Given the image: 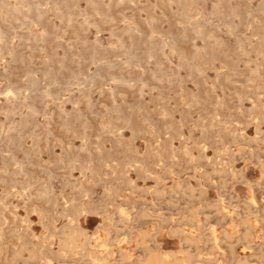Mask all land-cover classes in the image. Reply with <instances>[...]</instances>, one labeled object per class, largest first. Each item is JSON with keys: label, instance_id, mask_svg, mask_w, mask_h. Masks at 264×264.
<instances>
[{"label": "rangeland", "instance_id": "obj_1", "mask_svg": "<svg viewBox=\"0 0 264 264\" xmlns=\"http://www.w3.org/2000/svg\"><path fill=\"white\" fill-rule=\"evenodd\" d=\"M20 1L0 3V264H264V0Z\"/></svg>", "mask_w": 264, "mask_h": 264}, {"label": "bare ground", "instance_id": "obj_2", "mask_svg": "<svg viewBox=\"0 0 264 264\" xmlns=\"http://www.w3.org/2000/svg\"><path fill=\"white\" fill-rule=\"evenodd\" d=\"M2 1H3V0H2ZM22 1H23V0H22ZM22 1H20V2H22ZM32 1H33V0H31V2H32ZM117 1H118V0H117ZM125 1H126V0H125ZM137 1H138V0H137ZM181 1H182V2H185V1H183V0H181ZM188 1H189V0H188ZM7 2H8V1H7ZM7 2H6V4H7ZM23 2H24V1H23ZM25 2H26V1H25ZM29 2H30V1H29ZM37 2H38V1H37ZM91 2H92V0H91ZM122 2H123V1H122ZM133 2H134V0H133ZM0 3H1V0H0ZM96 3H98V2H96ZM96 3H95V5H96ZM14 4H15V3H14ZM14 4H13V5H14ZM21 4H22V3H21ZM28 4H30V3H28ZM28 4H27V5H28ZM34 4H35V3H34ZM34 4H33V2H32V5H34ZM57 4H58V3H57ZM118 4L120 5V3H118ZM118 4H117V5H118ZM184 4H185V3H184ZM4 5H5V4H4ZM4 5L2 4V6H4ZM15 5H16V4H15ZM27 5H26V6H27ZM35 6H36V5H35ZM17 7H18V6H17ZM20 7H21V6H19V8H20ZM31 7H32V6H31ZM37 7L40 8V6H37ZM41 7H42V6H41ZM96 7H97V6H96ZM98 7H99V6H98ZM13 8L16 9V10L19 9V8H15L14 6H13ZM25 8H27V7H25ZM29 8H30V7H28V9H29ZM20 9H22V8H20ZM50 9H51V8H50ZM95 9H96V8H95ZM98 9H99V8H98ZM219 9H220V8H219ZM96 10H97V9H96ZM96 10H95V11H96ZM185 10H186V9H185ZM185 10H184V11H185ZM233 10H234V9H233ZM20 11H21V10H20ZM102 11H103V10H102ZM188 11H189V10H188ZM103 12H105V11H103ZM107 12H108V11H107ZM185 12H186V11H185ZM189 13H191V12H189ZM238 13H239V12H238ZM63 14H64V11H63ZM64 15H65V14H64ZM84 15H85V14H84ZM86 15H87V13H86ZM86 15H85V16H86ZM88 15H89V14H88ZM108 15H109V14H108ZM125 15H126V14H125ZM125 15H124V16H125ZM189 15H190V14H189ZM15 16H16V15H15ZM40 16H41V15H40ZM68 16H69V15H68ZM89 16H90V15H89ZM154 16H155V15H154ZM193 16H194V15H193ZM69 17H70V16H69ZM72 17H73V16H71V20H73ZM92 17H94V16H92ZM102 17H103V16H102ZM105 17H106V16H105ZM115 17H116V16H115ZM131 17H132V16H131ZM151 17H152V16H151ZM109 18H110V17H109ZM157 18H158V17H157ZM191 18H192V17H191ZM88 19H89V18H88ZM88 19H87V20H88ZM92 19H93V18H92ZM94 19H95V18H94ZM107 19H108V18H107ZM154 19H155V18H154ZM192 19H193V18H192ZM203 19H204V18H203ZM68 20H69V19H68ZM95 20H96V19H95ZM123 20H124V19H123ZM148 20H149V18H148ZM93 21H94V20H93ZM93 21H91V22H93ZM194 21H195V20H194ZM71 22H72V21H71ZM88 22H89V21H88ZM95 22H96V21H95ZM136 22H137V20H136ZM149 22H150V21H149ZM182 22H183V21H182ZM196 22H197V20H196ZM198 22H199V21H198ZM96 23L98 24V22H96ZM150 23H151V22H150ZM155 23H156V22H155ZM191 23H192V22H191ZM24 24H25V23H24ZM88 24H89V23H88ZM93 24H94V23H93ZM136 24H137V23H136ZM136 24H135V25H136ZM192 24H193V23H192ZM197 24H198V23H197ZM229 24L232 25V23H229ZM94 25H95V24H94ZM200 25H201V24H200ZM0 26H1V25H0ZM95 26H96V25H95ZM97 26H98V25H97ZM124 26H125V25H124ZM124 26H123V27H124ZM126 26H128V25H126ZM133 26H134V24H133ZM192 26L195 27V25H192ZM201 26H202V25H201ZM224 26H225V25H224ZM232 26H233V25H232ZM59 27H60V26H59ZM128 27H129V26H128ZM128 27H127V28H128ZM135 27H137V25H136ZM129 28H130V27H129ZM140 28H141V27H140ZM197 28H198V27H197ZM204 28H205V27H204ZM204 28H203V29H204ZM151 29H152V28H151ZM198 29H199V28H198ZM201 29H202V28H201ZM230 29H231V28H230ZM232 29H233V28H232ZM46 30H47V29H46ZM199 30H200V29H199ZM207 30H208V29H207ZM99 31H100V30H99ZM200 31H201V30H200ZM208 31H209V30H208ZM229 31H231V30H229ZM48 32H49V31H48ZM111 32H113V31H111ZM212 32H213V31L211 30V33H212ZM115 33L117 34L118 32H116V30H115ZM133 33H134V32H133ZM133 33H132V34H133ZM138 33H139V32H138ZM150 33H151V32H150ZM163 33H164V32H163ZM199 33H200V32H199ZM203 33H204V31H203ZM207 33H208V32H207ZM5 34H6V33H5ZM45 34H46V33H45ZM116 34H115V35H116ZM123 34H124V33H123ZM164 34H165V33H164ZM164 34H161V35H164ZM208 34H209V33H208ZM208 34H207V35H208ZM212 34H213V33H212ZM37 35H38V34H36V36H37ZM112 35H114V33H112ZM150 35H152V34H150ZM199 35H202V34L200 33ZM5 36H6V35H4V37H5ZM40 36H41V34H39V36H37V37H40ZM45 36H46V35H45ZM45 36H42V37H45ZM117 36H119V35H117ZM156 36H157V35H156ZM204 36H206V35L204 34L203 37H204ZM10 37H12V35H11ZM114 37H115V36H114ZM130 37H131V36H130ZM153 37H155V36H153ZM153 37H152V39H153ZM162 37H164V36H162ZM218 37H219V35H218ZM0 38H1V37H0ZM6 38H7V36H6ZM6 38H5V39H6ZM34 38H36V37H35V34H34ZM210 38H211V37H210ZM40 39H41V38H40ZM43 39H44V38H43ZM135 39H136V38H135ZM8 40H9V39H8ZM8 40H6V41L8 42ZM123 40H124V37H123ZM2 41H3V39H2ZM9 41H10V40H9ZM38 41H40L39 38H38ZM38 41H37V42H38ZM42 41H43V40H42ZM134 41H136V40H134ZM137 42H138V39H137ZM169 42H170V40H169ZM175 42L177 43L176 40H175ZM118 43H119V42H118ZM138 43H139V42H138ZM164 43H165V41H164ZM166 43H168V41H166ZM166 43H165V44H166ZM215 43H216V42H215ZM4 44H5V42H4ZM168 44H169V43H168ZM216 44H217V43H216ZM119 45H121V44H119ZM126 45H127V44H126ZM128 45H129V44H128ZM156 45H157V43H156ZM243 45H244V44H243ZM243 45H242V46H243ZM117 46H118V45H117ZM203 46H204V45H203ZM119 47H120V46H119ZM137 47H138V46H137ZM115 48H116V47H115ZM154 48H156V47H154ZM154 48H153V49H154ZM242 48L244 49V47H242ZM242 48H241V49H242ZM3 49H4V48H3ZM117 49H118V48H117ZM131 49H132V48H131ZM197 49H198V48H197ZM239 49H240V48H239ZM243 49H242L241 51H243ZM118 50H119V49H118ZM128 50H129V48L127 49L126 53L128 52ZM149 50H150V49H149ZM154 50H155V49H154ZM154 50H153V51H154ZM132 51H138V50L136 49V50H132ZM151 51H152V48H151ZM198 51H199V50H198ZM156 52H157V51H156ZM181 52H182V51H181ZM196 52H197V51H196ZM207 52H208V51H207ZM257 52H258V51H257ZM259 52H260V51H259ZM124 53H125V52H124ZM150 53H151V52H150ZM153 53H154V52H153ZM243 53H244V52H243ZM245 53H246V51H245ZM95 54H96V53H95ZM127 54H128V53H127ZM136 54H138V53H136ZM154 54H155V53H154ZM247 54H248V53H247ZM155 55H156V54H155ZM155 55H153V56L155 57ZM195 55H196V53H195ZM200 55H202V54H200ZM48 56H49V58H50V55H48ZM48 56H47V57H48ZM128 56H129V55H128ZM133 56H134V55H133ZM186 56H187V54H186ZM186 56H185V57H186ZM129 57H130V56H129ZM129 57H128V58H129ZM134 57H135V56H134ZM138 57H139V56H138ZM140 57H142V56H140ZM154 57H153V58H154ZM187 57H188V56H187ZM200 57H201V56H200ZM93 58H94V57H93ZM193 58H195V57L193 56ZM50 59H51V58H50ZM139 59H140V58H139ZM142 59H145V58H142ZM187 59H188V58H187ZM195 59H196V58H195ZM63 60H64V59H63ZM102 60H103V59H102ZM131 60H132V59L130 58L129 61H131ZM135 60H136V59H135ZM145 60H146V59H145ZM150 60H152V59H150ZM196 60H197V59H196ZM64 61H65V60H64ZM99 61H100V59H99ZM111 61H112V60H111ZM120 61H121V60H120ZM120 61H119V62H120ZM133 61H134V60H133ZM136 61L138 62V60H136ZM148 61H149V60H148ZM187 61H188V60H187ZM189 61H190V60H189ZM189 61H188V62H189ZM192 61H193V60H192ZM51 62H53V59H52ZM102 62H103V61H102ZM112 62H113V61H112ZM114 62H115V61H114ZM116 62H117V61H116ZM125 62H126V61H125ZM143 62H144V61H142V63H143ZM146 62H147V60H146ZM146 62H145V64H147ZM149 62H150V61H149ZM193 62H194V61H193ZM62 63H63V61H62ZM105 63H108V62L105 61ZM138 63H140V60H139ZM138 63H137V65H138ZM142 63H141V64H142ZM150 63H151V62H150ZM190 63H192V62L190 61ZM194 63L196 64V61H195ZM197 63H198V62H197ZM102 64H103V63H102ZM116 64H117V63H116ZM130 64H131V63H130ZM143 64H144V63H143ZM198 64H199V63H198ZM202 64H203V63H202ZM109 65H110V64H109ZM114 65H115V64H114ZM191 65H192V64H191ZM193 65H194V64H193ZM203 65H204V64H203ZM225 65H227V64H225ZM258 65H259V64H258ZM261 65H262V64H261ZM60 66H61V65H60ZM65 66H66V65H65ZM97 66H98V65H97ZM115 66H116V65H115ZM130 66H133V65H130ZM144 66H145V65H144ZM144 66H143V68H144ZM198 66H199V65H198ZM256 66H257V63H256ZM259 66H260V65H259ZM102 67H103V65H102ZM111 67H112V66H111ZM140 67H141V66H140ZM145 67H146V66H145ZM200 67H201V65H200ZM125 68H126V67H125ZM137 68H138V67H137ZM141 68H142V67H141ZM157 68H158V67H157ZM196 68H197V66H196ZM254 68H255V67H254ZM99 69H101V67L98 68V70H99ZM161 69H162V68H161ZM161 69H160V70H161ZM197 69H198V68H197ZM255 69H256V68H255ZM255 69H254V70H255ZM258 69H259V68H257V70H258ZM162 70H163V69H162ZM162 70H161V71H162ZM165 70H166V69H165ZM199 70H200V69H199ZM201 70H202V68H201ZM257 70H256V71H257ZM35 71H36V70H35ZM77 71H78V70H77ZM77 71H76V73H78ZM96 71H97V70H96ZM154 71H155V70H154ZM222 71H223V70H222ZM222 71H221V72H222ZM36 72H37V71H36ZM36 72H32V74H33V73H36ZM88 72H89V71H88ZM99 72H100V71H99ZM166 72H168V71H166ZM221 72H220V73H221ZM224 72H225V71H224ZM224 72H222V73H224ZM157 73L159 74V72H157ZM161 73H162V72H161ZM200 73H201V72H200ZM103 74H104V73H103ZM256 74H257V73H256ZM51 75H52V74H51ZM54 75L56 76V74H54ZM80 75H81V74H80ZM80 75H79V76H80ZM101 75H102V73H101ZM117 75H118V74H117ZM153 75H155V74H153ZM156 75H157V74H156ZM156 75H155V77H157ZM161 75H162V74H161ZM218 75H219V73H218ZM258 75H259V74H258ZM260 75H261V74H260ZM31 76H32V75H31ZM31 76H30V77H31ZM72 76H73V75H72ZM72 76H71V77H72ZM79 76H77V77H79ZM113 76H114V75H113ZM119 76H120V74H119ZM164 76H165V75H164ZM219 76H220V75H219ZM36 77H37V76H36ZM115 77H116V75H115ZM120 77H121V76H120ZM122 77H123V76H122ZM122 77H121V78H122ZM155 77H154V78H155ZM56 78H59V77H56ZM73 78H74V77H73ZM105 78H107V77H105ZM116 78H117V77H116ZM118 78H119V77H118ZM31 79H32V77H31ZM31 79H30V80H31ZM86 79L88 80V78H86ZM133 79H134V78H133ZM36 80H37V79H36ZM113 80H114V79H113ZM119 80H120V78H119ZM123 80H124V78H123ZM141 80H142V79H141ZM156 80H157V79H156ZM159 80H160V79H159ZM159 80H158V81H159ZM204 80H205V79H204ZM39 81H40V80H39ZM55 81H56V80H54V83H55ZM70 81H71V80H70ZM104 81L106 82V79H105ZM114 81H115V80H114ZM133 81H134V80H133ZM135 81H136V80H135ZM179 81H180V80H179ZM29 82H30V81H29ZM89 82H90V81H89ZM96 82H98V81H96ZM119 82H120V81H119ZM137 82H138V81H137ZM141 82H144V81H141ZM36 83H37V81H36ZM36 83H35V84H36ZM72 83H73V82H72ZM106 83H107V82H106ZM115 83H116V82H115ZM121 83H122V82H121ZM131 83H132V82H131ZM131 83H130V84H131ZM28 84H29V83H28ZM52 84H53V82H52ZM57 84H58V83H57ZM64 84H65V82H64ZM81 84H83V83H81ZM90 84H91V83H90ZM90 84H89V85H90ZM98 84H99V83H98ZM117 84H118V83H117ZM117 84H116L115 86H117ZM126 84H127V83H126ZM128 84H129V83H128ZM146 84H148V82H147ZM150 84H151V83H150ZM150 84H149V85H150ZM54 85H55V84H54ZM77 85L79 86V84H77ZM86 85H87V84H86ZM86 85H85V86H86ZM89 85H88V86H89ZM131 85H133V84H131ZM154 85H156V84H154ZM29 86H30V85H29ZM33 86H35V85H33ZM36 86H37V85H36ZM39 86H40V85H39ZM64 86H65V85H64ZM99 86H100V85H99ZM151 86H153V85H151ZM15 87H16V86H15ZM18 87H20V86H18ZM80 87H81V85H80ZM80 87H78V88H80ZM37 88H38V87H37ZM40 88H41V87H40ZM69 88L71 89V86H70ZM84 88H85V87H84ZM84 88H83V89H84ZM86 88H88V87H86ZM93 88H94V87H93ZM93 88H92V89H93ZM151 88H152V87H151ZM0 89H2V88H0ZM13 89H14V88H13ZM18 89H19V88H18ZM21 89H22V87H21ZM31 89H32V88H31ZM35 89H36V87H35ZM70 89H69V90H70ZM104 89H105V88H104ZM5 90H6V89H5ZM105 90H106V89H105ZM18 91H19V90H18ZM20 91H21V90H20ZM5 92H6V91H5ZM65 92H66V91H65ZM83 92H84V90H83ZM122 92H123V91H122ZM15 93H16V92H15ZM62 93H63V92H62ZM103 93H104V92H103ZM105 93H106V92H105ZM177 93H178V92H177ZM11 94H12V93H11ZM18 94H19V93H18ZM55 94H56V93H55ZM86 94H87V93H86ZM89 94H90V93H89ZM241 94H242V93H241ZM241 94H240V95H241ZM48 95H49V94H48ZM70 95H71V94H70ZM81 95H82V93H81ZM12 96H13V95H12ZM57 96H58V95H57ZM57 96H56V97H57ZM87 96H89V95H87ZM242 96H243V95H242ZM242 96H241V97H242ZM8 97H9V95H8ZM10 97H11V96H10ZM20 97H21V95H20ZM49 97H50V96H49ZM59 97H60V96H59ZM72 97H73V96H72ZM72 97H71V98H72ZM200 97H201V96H200ZM200 97H199V98H200ZM241 97H239V98H241ZM243 97H244V96H243ZM245 97H248V96H245ZM68 98H70V96H69ZM77 98H78V97H77ZM7 99H8V98H7ZM61 99H62V98H61ZM63 99H64V96H63ZM65 99H66V98H65ZM85 99H86V98H85ZM257 99H258V98H257ZM9 100H10V99H9ZM35 100H36V99H35ZM76 100H77V99H76ZM78 100L81 101L80 98H78ZM86 100H87V99H86ZM197 100H198V99H197ZM27 101H28V103H29V100H27ZM27 101H26V102H27ZM64 101H65V100H64ZM71 101H72V99H71ZM257 101L259 102V106H260V105H261V104H260L261 101L256 100V105H257ZM17 102H18V101H17ZM61 102H62V101H61ZM77 102H78V101H77ZM197 102H198V101H197ZM15 103H16V102H15ZM57 103H58V102H57ZM73 103H74V101H73ZM192 103H193V102H192ZM74 104H75V103H74ZM173 105H174V104H173ZM190 105H191V104H190ZM13 106H15V105H13ZM29 106H30V105H29ZM64 106H65V105H64ZM91 106H92V105H91ZM241 106H242V105H241ZM257 106H258V105H257ZM259 106H258V107H259ZM263 106H264V105H262L261 107H263ZM116 107H117V106H116ZM213 107H214V106H213ZM9 108H10V107H9ZM25 108H26V107H25ZM39 108H40V107H39ZM78 108H79V107H78ZM111 108H112V107H111ZM162 108H163V107H162ZM165 108H167V106H165ZM259 108H260V107H259ZM12 109H13V108H12ZM27 109H28V108H27ZM79 109H80V108H79ZM211 109H212V108H211ZM20 110H21V109H20ZM33 110H34V109H33ZM28 111H29V110H28ZM40 111H41V110H40ZM40 111H39V112H40ZM76 111H77V110H76ZM78 111H79V110H78ZM81 111H82V110H81ZM163 111H164V110H163ZM165 111H166V110H165ZM214 112H215V111H214ZM28 113H29V112H28ZM36 113H37V112H36ZM71 113H73V112H71ZM254 113H255V112H254ZM257 113H260V110H259V112H257ZM257 113H256V115H257ZM32 114H33V113H32ZM73 114H74V113H73ZM77 114H78V113H77ZM80 114H81V113H80ZM185 114H186V113H185ZM211 114H212V113H211ZM250 114H251V113H250ZM252 114H253V113H252ZM35 115H36V114H35ZM121 115H122V114H121ZM170 115H171V114H170ZM212 115H213V114H212ZM129 116H130V115H129ZM184 116H185V115H184ZM220 116H221V115H220ZM250 116H251V115H250ZM258 116H259V115H258ZM68 117H69V116H68ZM75 117H76V116H75ZM214 117H215V116H214ZM216 117H217V116H216ZM216 117H215V118H216ZM261 117H263V116H261ZM48 118H49V117H48ZM72 118H73V117H72ZM210 118H212V117H210ZM247 118H248V117H247ZM253 118H254V117H253ZM255 118H256V117H255ZM255 118H254V119H255ZM217 119H218V118H217ZM224 119H225V118H224ZM228 119H229V118H228ZM234 119H235V118H234ZM256 119H257V118H256ZM72 120H73V119H72ZM246 120H247V119H246ZM260 120H261V118H260ZM12 121H13V120H12ZM14 121H15V119H14ZM14 121H13V122H14ZM77 121H78V120H77ZM228 121H229V120H228ZM238 121H239V120H238ZM15 122H16V121H15ZM66 122H67V121H66ZM74 122H75V121H74ZM122 122H123V120H122ZM236 122H237V120H236ZM248 122H249V120H248ZM248 122H247V123H248ZM252 122H253V121H252ZM30 123H32V122L30 121ZM227 123H228V122H227ZM33 124H35V123L33 122ZM74 124H75V123H74ZM128 124H130L129 121H128ZM222 124H223V123H222ZM232 124H234V123H232ZM232 124H231V125H232ZM30 125H31V124H30ZM65 125H67V124H65ZM69 125H70V124H69ZM224 125H225V124H224ZM224 125H223V126H224ZM236 125H237V124H236ZM32 126H33V125H32ZM220 126H221V124H220ZM48 127H49V126H48ZM103 127H104V126H103ZM231 127H232V126H231ZM39 128H40V126H39ZM77 128H78V127H77ZM81 128H82V127H81ZM221 128H222V127H221ZM225 128H226V127H225ZM227 128H228V127H227ZM260 128H261V127H260ZM31 129H32V127H31ZM37 129H38V128H37ZM111 129H113V128H111ZM140 129H141V128H140ZM140 129H139V130H140ZM29 130H30V129H29ZM33 130H34V129H33ZM82 130H83V129H82ZM118 130H119V129H118ZM223 130H224V129H223ZM231 130H232V129H230V131H231ZM238 130H239V129H238ZM238 130H237V131H238ZM261 130H262V128H261ZM66 131H67V130H66ZM105 131H106V130H105ZM115 131H117V130H115ZM115 131H114V132H115ZM145 131H146V130H145ZM224 131H225V130H224ZM235 131H236V130H235ZM237 131H236V132H237ZM262 131H263V130H262ZM3 132H4V130H3ZM50 132H51V131H49V133H50ZM181 132H182V131H181ZM226 132H227V130H226ZM236 132H235V134H236ZM0 133H2V132L0 131ZM14 133H15V132H14ZM51 133H52V132H51ZM76 133H77V132H76ZM82 133H83V132H82ZM159 133H160V132H159ZM230 133H231V132H230ZM232 134H233V131H232ZM12 135H13V134H12ZM37 135H39V134H37ZM49 135H50V134H49ZM237 135H238V134H237ZM2 136H3V135H2ZM9 136H10V135H9ZM18 136H19V135H18ZM50 136H51V135H50ZM50 136H49V137H50ZM47 137H48V136H47ZM85 137H86V136H85ZM233 137H234V135H233ZM24 138H25V136H24ZM26 138H27V137H26ZM58 138H59V137H58ZM83 138H84V137H83ZM119 138H120V137H119ZM119 138H118V140H119ZM212 138H213V137H212ZM238 138H239V137H238ZM22 139H23V138H22ZM41 139H42V138H41ZM46 139H47V138H46ZM235 139H237V138H235ZM90 140H91V139H90ZM120 140H121V138H120ZM163 140H164V139H163ZM168 140H169V139H168ZM168 140H167V144H168ZM92 141H93V140H92ZM236 141H238V140H236ZM20 142H23V141H20ZM48 142L50 143V141H48ZM83 142H84V141H83ZM238 142H239V141H238ZM2 143H3V142H2ZM39 143H40V142H39ZM41 143H42V142H41ZM62 143H63V142H62ZM96 143H98V142L95 141L94 144H96ZM169 143H170V142H169ZM257 143H258V142H257ZM22 144H23V143H22ZM81 145H82V144H81ZM87 145H88V144H87ZM118 145H119V144H118ZM152 145H153V144H152ZM161 145H163V144H161ZM164 145H165V144H164ZM237 145H238V144H237ZM92 146H93V145H92ZM156 146H157V145H156ZM168 146H169V145H168ZM13 147H14V146H13ZM82 147H83V146H82ZM86 147H87V146H86ZM100 147H101V146H100ZM169 147H170V146H169ZM217 147H218V146H217ZM231 147H232V146H231ZM36 148H37V147H36ZM67 148H68V146H67ZM67 148H66V149H67ZM72 148H73V147H72ZM72 148H71V149H72ZM92 148H93V147H92ZM198 148H199V147H198ZM225 148H226V147H224V149H225ZM159 149H160V148H159ZM173 149H174V148H173ZM216 149H217V148H216ZM220 149H222V148H220ZM238 149H239V148H238ZM34 150H35V148H34ZM36 150H37V149H36ZM83 150H84V149H83ZM220 151H221V150H220ZM226 151H227V150H226ZM230 151H231V150H230ZM251 151H252V150H251ZM76 153H77V152H76ZM172 153H173V152H172ZM70 154H71V153H70ZM80 154H81V153H80ZM175 154H176V153H175ZM10 155H11V154H10ZM28 155H29V154H28ZM72 155H73V154H72ZM72 155H71V156H72ZM89 155H90V154H89ZM168 155H170V153H169ZM215 155H216V153H215ZM229 155H230V154H229ZM59 156H60V155H59ZM33 157H34V156H33ZM75 157H76V156H75ZM168 157H169V156H168ZM217 157H218V156H217ZM70 158H71V157H70ZM154 158H155V157H154ZM157 158H158V157H157ZM220 158H221V157H220ZM233 158H234V157H233ZM10 159H11V158H10ZM66 159H67V158H66ZM81 159H82V157H81ZM94 159H95V158H94ZM104 159H105V158H104ZM60 160H61V159H60ZM73 160H74V159H73ZM78 160H79V159H78ZM98 160H99V159H98ZM156 160H159V159H156ZM160 160H161V159H160ZM160 160H159V161H160ZM216 160H217V159H216ZM220 160H221V159H220ZM233 160H234V159H233ZM12 161H13V160H12ZM61 161H62V160H61ZM61 161H60V162H61ZM64 161H65V160H64ZM75 161H76V160H75ZM90 161H91V160H90ZM103 161H104V160H103ZM13 162H14V161H13ZM165 162H166V160H165ZM201 162H202V161H201ZM64 163H65V162H64ZM73 163H75V162H73ZM87 163H88V162H87ZM94 163H95V161H94ZM222 163H223V162H222ZM4 164H5V163H4ZM23 164H24V162H23ZM32 164H33V162H32ZM151 164H152V163H151ZM201 164H202V163H201ZM201 164H200V165H201ZM204 164H205V163H204ZM86 165H88V164H86ZM86 165H85V166H86ZM14 166H16V165H14ZM201 166H204V165H201ZM205 166H206V165H205ZM86 167H87V166H86ZM15 168H16V167H15ZM23 168H24V166H23ZM23 168H22V169H23ZM82 168H83V167H82ZM99 168H101V167H99ZM129 168H131V167H129ZM212 168H213V166H212ZM230 168H231V167H230ZM22 169H21V170H22ZM71 169H72V168H71ZM102 169H103V168H102ZM227 169H229V168H227ZM235 169H236V168H235ZM17 170H18V169H17ZM81 170H82V169H81ZM132 170H133V169H132ZM194 170H195V169H194ZM213 170H214V168H213ZM229 170H230V169H229ZM233 170H234V169H233ZM97 171H98V170H97ZM130 171H131V170H130ZM130 171H129V172H130ZM145 171H146V170H145ZM158 171H159V170H158ZM171 171H172V170H171ZM6 172H7V171H6ZM234 172H235V171H234ZM71 173H72V172H71ZM84 173H85V172H84ZM172 173H173V171H172ZM213 173H214V172H213ZM229 173H230V172H229ZM23 174H24V173H23ZM26 174H27V173H26ZM99 174H100V173H99ZM151 174H154V173L152 172ZM18 175H19V174H18ZM230 175H232V174L230 173ZM21 176H22V175H21ZM51 176H52V175H51ZM235 176H236V175H235ZM9 177H10V175H9ZM158 177H159V176H158ZM199 178H200V177H199ZM3 180L5 181V179H3ZM7 180H8V179H7ZM116 180H117V179H116ZM11 181H12V180H11ZM13 181H15V180H13ZM13 181H12V182H13ZM73 182H75V180H74ZM132 183H133V182H132ZM248 183H249V181H248ZM46 184H47V183H46ZM46 184H45V185H46ZM249 184H251V183H249ZM251 185H252V184H251ZM43 186H44V185H43ZM13 187H14V186H13ZM78 187H79V186H78ZM180 187H181V185L179 186V188H180ZM188 187H189V186H188ZM250 187H251V186H250ZM20 188H21V187H20ZM45 188H46V186H45ZM52 188H53V187H52ZM176 188H177V187H176ZM176 188H175V189H176ZM190 188H191V186H190ZM192 188H193V187H192ZM39 189H40V187H38V190H39ZM46 189H47V188H46ZM162 189H165V188H162ZM194 189H195V188H194ZM194 189H193V190H194ZM36 190H37V189H36ZM48 190H49V189H48ZM42 191H43V190H42ZM52 191H53V190H52ZM82 191H83V190H82ZM109 191H110V190H109ZM115 191H116V190H115ZM159 191H160V192H159ZM159 191L156 192V193L162 194L161 190H159ZM19 192H20L19 189H16V190H15V193H19ZM45 192H47V191H45ZM45 192H44V194H45ZM86 192H87V190H86ZM89 192H90V191H89ZM133 192H135V191H133ZM253 192H254V191H253ZM49 193H50V192H49ZM72 193H73V192H72ZM13 194H14V193H13ZM40 195H41V194H40ZM47 195H48V193H47ZM85 195H87V194H85ZM85 195H84V196H85ZM252 195H253V194H252ZM41 196H42V195H41ZM44 196H45V195H44ZM55 196H56V195H55ZM81 196H82V195H81ZM24 197H25V196H24ZM24 197H23V198H24ZM220 197H221V196H220ZM69 198H71V197H69ZM154 198H155V197H154ZM152 199H153V198H152ZM246 199H247V198H246ZM249 199H250V198H249ZM250 200H252V198H251ZM253 200H255V199H253ZM219 201H220V200H219ZM52 202H53V201H52ZM65 202H66V201H65ZM220 202H221V201H220ZM253 202H254V201H253ZM255 202H256V201H255ZM67 204H68V203H67ZM72 204H73V203H72ZM154 204L156 205V203H154ZM220 204H221V203H220ZM251 204H252V203H251ZM70 205H71V204H70ZM206 205H207V204H206ZM208 205H209V204H208ZM208 205H207V206H208ZM254 205H255V204H254ZM67 206H68V205H67ZM76 207H77V205H76ZM83 207H84V206H83ZM221 207H222V206H221ZM211 208H212V207H211ZM222 208H223V207H222ZM158 209L160 210V208H158ZM225 209H226V208H225ZM248 209H250V208H248ZM255 209H256V208H255ZM257 210H259V209H257ZM64 211H65V213H66L67 215L70 214V213L68 212V208H65ZM69 211H70V210H69ZM122 211H123V210H122ZM147 211H148V210H147ZM150 211H151V210H150ZM191 211H193V210H191ZM59 212H60V211H59ZM119 212H120V211H119ZM119 212H118V213H119ZM230 212H231V211H230ZM248 212H249V211H248ZM97 213H98V212H97ZM149 213H151V212H149ZM194 213H195V212H194ZM249 213H250V212H249ZM254 213H255V212H254ZM58 214H60V213H58ZM72 214H73V213H72ZM155 214H156V213H155ZM221 214H222V213H221ZM78 215H79V214H78ZM140 215H141V214H140ZM142 215H143V214H142ZM15 216H16V215H15ZM124 216H125V215H124ZM152 216H153V215H152ZM56 217H57V216H56ZM56 217H55V218H56ZM125 217H126V216H125ZM218 217H219V216H218ZM230 217H231V216H230ZM71 218H72V217H71ZM129 218H130V216H129ZM120 219H121V218H120ZM122 219H123V218H122ZM172 219H173V218H172ZM73 220H74V218H73ZM73 220H72V221H73ZM123 220H124V219H123ZM125 220H126V219H125ZM248 220H249V222L251 221L250 219H248ZM6 221H7V216H5L4 214H3V215L0 214V248H1V250H3V251H4L5 243H6V240H4L5 229H4V227H3V225H4L3 222H6ZM74 221H75V220H74ZM77 221H78V220H77ZM120 221H121V220H120ZM120 221H119V222H120ZM256 222H257V221H256ZM68 223H69V222H68ZM125 223H126V221H125ZM144 223H145V222H144ZM227 223H228V222H227ZM254 223H255V222H254ZM72 224H73V223H72ZM118 224H120V223H118ZM70 225H71V224H70ZM70 225H69V226H70ZM123 225H124V224H123ZM180 225H181V224H180ZM225 225H226V224H225ZM248 225H249V224H248ZM65 226H67V225H65ZM72 226H74V225H72ZM72 226H71V227H72ZM213 226H214V225H213ZM71 227H70V228H71ZM73 228H74V227H73ZM79 228H80V227H79ZM174 228H175V227H174ZM180 228H181V227H180ZM243 228H244V226H243ZM253 228H254V227H253ZM71 229H72V228H71ZM211 229H212V228H211ZM84 230H85V229H84ZM86 230H87V229H86ZM86 230H85V231H86ZM145 230H147V229H145ZM224 230H226V229H224ZM251 230H252V229H251ZM78 231H79V230H78ZM212 231H213V229H212ZM212 231H211V232H212ZM246 231H247V230H246ZM68 232H69V231H68ZM76 232H77V231H76ZM83 232H84V231H82V233H83ZM254 232H255V231H254ZM62 233L67 234V232L64 231V230L62 231ZM144 233L146 234L147 232H144ZM252 233H253V232H252ZM252 233H250V236H252ZM257 233H258V232H257ZM68 234H69V233H68ZM84 234H85V233H84ZM147 234L150 235L149 232H148ZM151 234H152V233H151ZM185 234H186V233H185ZM215 234H216V231H215ZM245 234H246V233H245ZM85 235H86V234H85ZM186 235H187V234H186ZM246 235H247V234H246ZM12 236L15 237L16 240H18V239L21 238V230H20V228H19V226H18L17 224H13V225H12ZM50 236H51V235H50ZM91 236H92V235H91ZM99 236H100V235H99ZM99 236H98V237H99ZM239 236H241V235H239ZM242 236H243V235H242ZM84 237H85V236H84ZM93 237H94V236H93ZM100 237H101V236H100ZM22 238H23V237H22ZM67 238H68V237H67ZM71 238H72V237H71ZM91 238H92V237H91ZM217 238H218V237H217ZM236 238H237V237H236ZM72 239H73V238H72ZM187 239H188V237H187ZM214 239H215V238H214ZM238 239H239V238H238ZM241 239H242V238H241ZM244 239H245V238H244ZM84 240H85V241L83 242V246H84L86 249H89V247H90V240H91V239H89L88 234L86 235V239H84ZM97 240H98V239H97ZM141 240H142V239H141ZM103 241H104V240H103ZM106 241H107V240H106ZM122 241H123V240H122ZM184 241H185V237H184ZM76 242H77V241H76ZM80 242H81V241H80ZM158 242H159V240H158ZM221 242H222V241H221ZM248 242H249V240H248ZM251 242H252V245H254L253 241H251ZM42 243H43V242H42ZM99 243H100V242H99ZM188 243H189V239H188ZM15 244H16V242H15ZM75 244H77V243H75ZM153 244H154V243H153ZM250 244H251V243H250ZM250 244H249V245H250ZM256 244H257V243H256ZM22 245H23V244H22ZM80 245H82V244L80 243ZM216 245H217V244H216ZM157 246H158V245H157ZM212 246H213V245H212ZM250 246H251V245H250ZM262 246H263V245H262ZM28 247H29V246H28ZM44 247H45V246H44ZM72 247H73V245H72L71 242L68 241L67 239H65V240L62 242V249H65V250H68V251L70 250V252H71ZM77 247H78V246H77ZM257 247H258V246H257ZM263 247H264V246H263ZM14 248H15V247H14ZM218 248H219V247H218ZM20 249H21V248H20ZM221 250H222V249H221ZM256 250H257V249H256ZM261 250H262V249H261ZM27 251H28V250H27ZM31 251H32V250H31ZM53 251H54V250H53ZM92 251H93V249H92ZM177 251L179 252L180 249L177 250ZM219 251H220V250H219ZM242 251H245V250H242ZM90 252H91V251H90ZM120 252H121V251H120ZM138 252H139V251H138ZM152 252H153V251H152ZM180 252H181V251H180ZM233 252H234V251H233ZM15 253H16V255H17V253H18V249L16 250ZM42 253H43V252H42ZM68 253H69V252H68ZM81 253H82V252H81ZM164 253H165V252H164ZM183 253H184V252H183ZM183 253H182V255H183ZM94 254H95V253H94ZM126 254H128V253H126ZM154 254H155V253H154ZM154 254H152V255H154ZM187 254H188V250H187ZM90 255H91V253H90ZM189 255H190V254L186 255V252H185V256H189ZM32 256H33V255H32ZM95 256H96V255H95ZM102 256H103V255H102ZM129 256H130V255H129ZM163 256H164V255H163ZM165 256H166V255H165ZM172 256H173V254H172ZM190 256H191V255H190ZM249 256H250V255H249ZM15 257H16V256H15ZM44 257H47V256H42V258H44ZM82 257H83V256H82ZM90 257H91V256H90ZM104 257H105V259H106V256H104ZM130 257H131V256H130ZM18 258H19V257H18ZM20 258H21V257H20ZM98 258H99V257H98ZM120 258H121V257H120ZM123 258H124V257H123ZM174 258H175V257H174ZM183 258H184V257H183ZM183 258H182V259H183ZM15 259H16V258H15ZM53 259H54V258H53ZM88 259H89V257H88ZM100 259H102V258H100ZM100 259H99V260H100ZM103 259H104V258H103ZM127 259H128V257H127ZM130 259H131V258H130ZM151 259H152V258H151ZM167 259H168V258H167ZM180 259H181V258H180ZM186 259H187V258H186ZM210 259H211V258H210ZM244 259H245V257H244ZM45 260H46V259H45ZM63 260H64V259H63ZM65 260H66V259H65ZM119 260H121V259H119ZM123 260H124V259H123ZM152 260H153V259H152ZM165 260H166V259H165ZM173 260H174V259H173ZM176 260H177V259L175 258V261H176ZM183 260H185V258H184ZM183 260H179V259H178V261H176V262H180V261H183ZM187 260L190 261L189 257H188ZM187 260H185V262H186ZM204 260H205V259H204ZM230 260H231V259H230ZM90 261H91V260H90ZM111 261H112V260H111ZM111 261H110V262H111ZM114 261L117 262L116 260H114ZM138 261H140V260H138ZM144 261H145V260H144ZM148 261H149V260H148ZM160 261H161V260H160ZM17 262H18V261H17ZM93 262H94V261H93ZM95 262H96V264H98L97 261H95ZM106 262H107V263H110V262H108V257H107V261H106ZM145 262H146V261H145ZM154 262H155V260H154ZM161 262H162V261H161ZM166 262H167V260H166ZM219 262H220V261H219ZM90 263H91V262H90ZM101 263H102V262H101ZM104 263H105V261H104ZM151 263L153 264V261H152ZM171 263H172V262H171ZM37 264H38V262H37ZM99 264H100V263H99ZM102 264H103V263H102ZM117 264H118V263H117ZM155 264H156V263H155ZM159 264H160V263H159ZM164 264H165V262H164ZM166 264H168V263H166ZM172 264H173V263H172ZM174 264H177V263H174ZM178 264H179V263H178ZM188 264H189V263H188ZM219 264H220V263H219Z\"/></svg>", "mask_w": 264, "mask_h": 264}]
</instances>
